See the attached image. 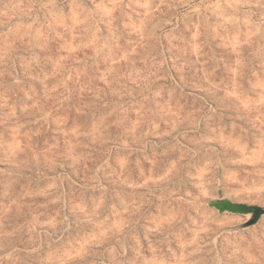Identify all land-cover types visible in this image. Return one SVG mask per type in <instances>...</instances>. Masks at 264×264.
<instances>
[{
  "label": "rangeland",
  "instance_id": "rangeland-1",
  "mask_svg": "<svg viewBox=\"0 0 264 264\" xmlns=\"http://www.w3.org/2000/svg\"><path fill=\"white\" fill-rule=\"evenodd\" d=\"M264 0H0V264H264Z\"/></svg>",
  "mask_w": 264,
  "mask_h": 264
},
{
  "label": "water",
  "instance_id": "water-1",
  "mask_svg": "<svg viewBox=\"0 0 264 264\" xmlns=\"http://www.w3.org/2000/svg\"><path fill=\"white\" fill-rule=\"evenodd\" d=\"M219 212L227 211L239 214H251V217L246 225H251L257 222L260 216L264 213V208L255 204H246L243 202L232 201L230 199H221L211 202Z\"/></svg>",
  "mask_w": 264,
  "mask_h": 264
}]
</instances>
